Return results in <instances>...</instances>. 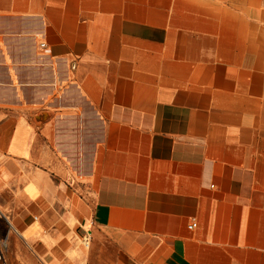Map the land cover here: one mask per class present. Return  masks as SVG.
<instances>
[{
	"label": "crops",
	"instance_id": "1",
	"mask_svg": "<svg viewBox=\"0 0 264 264\" xmlns=\"http://www.w3.org/2000/svg\"><path fill=\"white\" fill-rule=\"evenodd\" d=\"M0 106L48 264H264V0H0Z\"/></svg>",
	"mask_w": 264,
	"mask_h": 264
},
{
	"label": "rangeland",
	"instance_id": "2",
	"mask_svg": "<svg viewBox=\"0 0 264 264\" xmlns=\"http://www.w3.org/2000/svg\"><path fill=\"white\" fill-rule=\"evenodd\" d=\"M9 114L10 112L6 111L5 107L0 106L1 118ZM7 219H9L7 215L6 217L3 215L0 217V222L4 226L1 229L3 238L0 239V264H48V257H41L35 253L32 247L34 242L25 240L20 236ZM67 260L68 263H73L74 258H68Z\"/></svg>",
	"mask_w": 264,
	"mask_h": 264
},
{
	"label": "built area",
	"instance_id": "3",
	"mask_svg": "<svg viewBox=\"0 0 264 264\" xmlns=\"http://www.w3.org/2000/svg\"><path fill=\"white\" fill-rule=\"evenodd\" d=\"M42 45H45V44H42ZM2 213L0 211V217H2ZM197 227V222L195 220H193L190 224H189V228H195ZM91 241H92V237H91V233L90 231H86V233L82 236V244L83 246L89 248L90 245H91ZM81 264H92V263H89V262H86V263H81Z\"/></svg>",
	"mask_w": 264,
	"mask_h": 264
}]
</instances>
